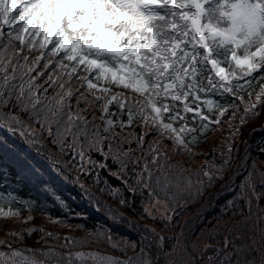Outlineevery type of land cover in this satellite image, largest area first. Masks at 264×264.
<instances>
[{"label":"snow or ice","instance_id":"6c2138e0","mask_svg":"<svg viewBox=\"0 0 264 264\" xmlns=\"http://www.w3.org/2000/svg\"><path fill=\"white\" fill-rule=\"evenodd\" d=\"M0 217V264H264V0H0Z\"/></svg>","mask_w":264,"mask_h":264},{"label":"trees","instance_id":"16d2710c","mask_svg":"<svg viewBox=\"0 0 264 264\" xmlns=\"http://www.w3.org/2000/svg\"><path fill=\"white\" fill-rule=\"evenodd\" d=\"M198 159H203V157H200ZM13 191H16L18 190V194L22 197H27V196H32V198H35V195L33 193V189L30 187L29 184H26V183H21L19 185H14L13 186ZM65 194L67 195L68 192L67 190L65 191ZM110 203H114L113 201H109ZM83 207V205H81ZM88 211L92 214V216L95 218V219H98V220H103V217L101 215H99L98 213H95V212H92L91 209H88ZM121 211H123V209H121ZM30 213L28 211H24L22 212L21 214V217L20 219L23 220L24 217H27ZM34 217H35V220H34V223L36 226H45L48 230H60V231H67L66 229H58V228H54V226H52L50 223L47 222L46 218L39 212H34V213H31ZM5 219L3 217H0V219ZM6 220V219H5ZM4 220V222H0V237H3L5 235V233L13 228H15L16 230H19L20 228H27V227H30L32 226L31 224H21V223H15L14 224V220H12V218H8L7 220H11L12 222L10 223L11 226L9 227L7 223H5L6 221ZM179 229H177L178 231ZM79 234V233H77ZM39 233H36L30 240L27 241V244L25 246L27 247H40V245L36 244L35 243V240L39 238Z\"/></svg>","mask_w":264,"mask_h":264},{"label":"rangeland","instance_id":"374dc122","mask_svg":"<svg viewBox=\"0 0 264 264\" xmlns=\"http://www.w3.org/2000/svg\"><path fill=\"white\" fill-rule=\"evenodd\" d=\"M4 220H5V219H0V222H2V223H3V222H4ZM5 221H6L5 223L9 224L8 226L10 227V226H11V224H10V223H11L12 221H11V220H5ZM13 225H15V223H14Z\"/></svg>","mask_w":264,"mask_h":264}]
</instances>
